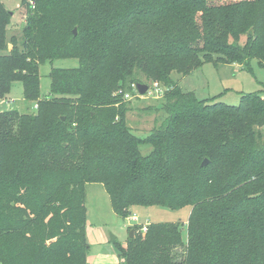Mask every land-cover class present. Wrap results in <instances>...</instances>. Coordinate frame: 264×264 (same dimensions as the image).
I'll list each match as a JSON object with an SVG mask.
<instances>
[{
    "label": "trees",
    "instance_id": "trees-1",
    "mask_svg": "<svg viewBox=\"0 0 264 264\" xmlns=\"http://www.w3.org/2000/svg\"><path fill=\"white\" fill-rule=\"evenodd\" d=\"M20 6L18 48L0 0V101L19 81L36 111L0 109V264H89L84 202L96 182L122 218L135 205L191 207L185 237L180 221L135 224L118 264H264V98L209 102L171 75L207 61L264 65V0ZM60 58L79 63L51 68L42 97L39 66ZM143 78L165 87L163 116L138 137L124 93Z\"/></svg>",
    "mask_w": 264,
    "mask_h": 264
},
{
    "label": "rangeland",
    "instance_id": "rangeland-1",
    "mask_svg": "<svg viewBox=\"0 0 264 264\" xmlns=\"http://www.w3.org/2000/svg\"><path fill=\"white\" fill-rule=\"evenodd\" d=\"M1 1L5 9L11 13V19L5 28L7 40L9 41L13 36L15 45L19 48L23 38L22 29L25 25V11L20 6V0ZM244 39L245 36L242 35L240 41L243 43ZM11 46L12 43L9 42L8 48H11ZM78 63L75 58H60L52 61L45 60L44 63L40 64L41 96L44 97L49 92L50 78L48 73L51 68H72L76 67ZM171 75L176 80V84L181 86L182 90H192L198 98H207L209 102L222 101L226 104L235 105L243 94L254 91H258L264 98V65L259 64L255 58L250 60L249 69L243 68L238 63L207 61L202 63L201 66L192 69L187 75L176 72H172ZM156 81L143 78V83L147 84ZM163 88L165 87L163 86ZM6 95L0 101V109L17 108L25 113L36 111L35 103L33 101L27 102L24 99L22 86L19 81L14 82ZM133 95V97L127 98L129 101L125 104L127 108L125 120L133 134L142 137L160 123L163 116L160 103L164 100V95L156 97H148L146 95L138 97L134 93ZM140 149L141 153L145 154L151 147L150 145H142ZM84 203H86V216L88 219L86 238L89 245L88 256L91 264H118L122 260L118 246H126L130 237L129 232L135 224L180 221L183 223L182 232H184V237L186 236L184 224L189 218L191 208L189 205L175 210L161 206L143 207L135 205L130 214L133 217L135 216L137 220L131 219L130 216L122 218L115 213L107 192L98 182L86 185ZM180 250L181 248H177V251Z\"/></svg>",
    "mask_w": 264,
    "mask_h": 264
},
{
    "label": "built area",
    "instance_id": "built-area-1",
    "mask_svg": "<svg viewBox=\"0 0 264 264\" xmlns=\"http://www.w3.org/2000/svg\"><path fill=\"white\" fill-rule=\"evenodd\" d=\"M119 92H120V90H119ZM132 92L138 97H140L142 95H146L148 97H156V96H159V95L162 96V94H164V88L161 85V83L156 81V82H152L150 84H147V90H146V92L144 94H139V92L136 89V84H132ZM132 92H125L124 93V98L133 97L134 95H133ZM128 216H130V218L133 219V220L134 219L137 220V218L135 216L133 217V215H131V214H129ZM141 230H142V232H144L145 223L143 224V227L141 228Z\"/></svg>",
    "mask_w": 264,
    "mask_h": 264
},
{
    "label": "water",
    "instance_id": "water-1",
    "mask_svg": "<svg viewBox=\"0 0 264 264\" xmlns=\"http://www.w3.org/2000/svg\"><path fill=\"white\" fill-rule=\"evenodd\" d=\"M73 30H74V34H75L76 30L75 29H73ZM249 32L251 33L252 32V29H249ZM136 89L139 92V94H144L146 92V90H147V84L146 83H143V82L137 83L136 84ZM207 162H208V159L205 158L201 162V165L202 166H205V164H207ZM129 234H130V237H132L134 235L133 234V229L130 230Z\"/></svg>",
    "mask_w": 264,
    "mask_h": 264
},
{
    "label": "crops",
    "instance_id": "crops-1",
    "mask_svg": "<svg viewBox=\"0 0 264 264\" xmlns=\"http://www.w3.org/2000/svg\"><path fill=\"white\" fill-rule=\"evenodd\" d=\"M105 190V189H104ZM134 207V206H133ZM132 207V208H133ZM132 208H131V210H130V212L132 211ZM86 219H87V216H86ZM87 228H88V219H87V223H86V230H87ZM89 255V254H88ZM87 262L89 263V264H91V262L89 261V256H87Z\"/></svg>",
    "mask_w": 264,
    "mask_h": 264
}]
</instances>
